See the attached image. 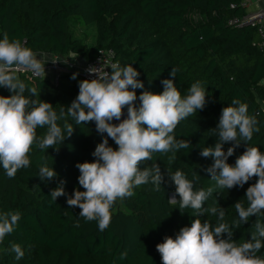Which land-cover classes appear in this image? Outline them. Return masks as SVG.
<instances>
[{
  "label": "trees",
  "instance_id": "16d2710c",
  "mask_svg": "<svg viewBox=\"0 0 264 264\" xmlns=\"http://www.w3.org/2000/svg\"><path fill=\"white\" fill-rule=\"evenodd\" d=\"M241 0H0V39L7 33L18 38L36 54L67 57L74 55L85 62L91 61L97 51L113 49L114 62L132 65L137 79L144 84L136 89L137 97L147 90L160 94L162 80L171 79L184 97L192 84L200 82L206 93V106L182 120L174 130L177 141H188V148L167 153H153V162L161 168L164 181L155 191L148 183L135 187L133 195L118 199L111 209L108 228L100 231L96 221L79 216L80 209L70 208L66 196L53 201L50 191L66 181L64 190L71 195L74 189L83 191L78 184V163L94 162L92 156L103 137L97 133L94 121L77 125L67 115L79 93L83 80L78 72L63 74L57 83L50 80H30L19 77L28 89L35 87L37 94L30 99L51 103L59 115L64 108L65 117L58 120L64 130L65 121L74 129L63 143L41 151L34 144L29 153L30 165L9 178L0 165V214L8 211L20 213L14 231L0 242V264H162L156 249L165 237H172L180 229L191 226L200 218L212 222L217 217L208 212L197 216L191 208L180 209L179 202H171L175 185L169 174L183 171L194 184V190L213 188L212 195L203 204L204 209L221 207L225 222L239 219L234 205L248 202L246 190L256 182L252 178L243 188L221 189L211 179L208 169L214 160L200 155L203 148L218 142L215 131L222 109L235 106L233 100L248 105V114L256 115L260 131L253 134L247 145L241 142L228 163L235 164L247 146L258 147L264 153V53L258 50V36L252 26H228L229 19H241L246 9ZM234 5V8H230ZM197 12L208 19L190 22L188 15ZM176 70V76L170 74ZM75 74L76 78L72 79ZM131 90V89H130ZM12 93L0 87V96ZM137 107L139 99L135 102ZM124 111H127L125 108ZM47 132V126L37 127V140ZM106 133L104 136L106 137ZM109 146L116 149L109 138ZM226 143L223 150L232 147ZM57 173L53 180L41 182L39 165L44 161ZM197 176L194 178L193 174ZM264 211V210H262ZM264 223V215L251 216L247 223L233 228L232 239L237 243L251 240L256 220ZM78 225V226H77ZM227 239V234H223ZM22 246L25 253L15 259L11 244ZM264 243V241H262ZM127 256L121 259V253ZM264 257V247L257 253Z\"/></svg>",
  "mask_w": 264,
  "mask_h": 264
},
{
  "label": "clouds",
  "instance_id": "9594fccd",
  "mask_svg": "<svg viewBox=\"0 0 264 264\" xmlns=\"http://www.w3.org/2000/svg\"><path fill=\"white\" fill-rule=\"evenodd\" d=\"M110 68V73L89 69V74L97 78L81 81L78 96L67 108V115L77 125L94 121L97 133L103 137L92 153L95 161L76 165L80 172L78 184L84 190L77 188L68 195L64 190L66 181L62 180L49 194L53 201L66 196L67 205L78 207L81 210L79 216L86 221H96L100 231L110 225L111 209L116 201L131 197L135 187L150 182L155 191L162 189L164 176L160 166L155 162L150 167L141 168L140 165L152 160L153 153L188 148L190 142L177 141L174 130L186 117L197 110L202 111L207 103L200 82L192 84L188 94L182 97L171 79L161 81L162 93L145 90L137 97L135 90L144 88L143 82L137 79L139 72L132 65L121 66L118 62ZM18 71L45 75V63L20 39H10L5 32L0 39V87L7 88L12 94L0 96V165L9 178H14L19 169L30 165L29 153L34 144H38L41 151L53 148L58 152L55 145L65 140L64 130L67 137L74 131L67 121L64 130L57 123L65 117L64 108L58 115L51 103L25 96L26 91L35 96L37 89H28L17 75ZM170 75L175 77L176 70L173 69ZM75 78L74 74L72 79ZM137 99L140 101L138 107ZM232 104L235 106L222 109L215 129L218 142L214 147L203 148L200 155L213 158L214 163L205 171L221 189L243 188L252 178H257L246 190L248 207L245 208L241 201L236 202L234 208L239 219L229 224L225 222L223 208H203L213 188L194 190L193 182L179 169L169 174L180 198L177 201L174 195L171 202H179L180 209L195 210L198 217L208 212L217 219L213 226L208 220L202 223L200 218H196L190 227L181 228L175 238L165 237L156 246L162 264H264V257L257 255L264 247V223L258 219L255 221L251 240L237 244L232 239L233 228L247 223L251 216L264 215V153L258 147L247 146L234 165L228 163L235 148L241 142L247 145L253 134L260 131L258 121L256 115L248 114L246 103L233 100ZM125 108L127 118L122 119ZM113 120L120 122L114 124ZM38 126H47V132L39 140L36 135ZM109 138L118 146L116 149L109 146ZM226 143H233L227 153L223 150ZM40 160L44 161L39 165L40 181L55 179L57 173L48 166L46 158L40 157ZM193 176L195 178L197 174ZM19 219L17 211L0 214V242L14 231ZM223 234H227V239L222 238ZM11 251L15 253L16 260L25 255L17 243L11 244ZM126 256L125 251L120 258Z\"/></svg>",
  "mask_w": 264,
  "mask_h": 264
},
{
  "label": "built area",
  "instance_id": "2783aa9c",
  "mask_svg": "<svg viewBox=\"0 0 264 264\" xmlns=\"http://www.w3.org/2000/svg\"><path fill=\"white\" fill-rule=\"evenodd\" d=\"M241 7L246 9L245 17L241 19H229L226 24L228 26H252L256 29L258 36V50L264 53V10L257 11L255 13H247L248 2L241 0ZM230 8H234V5H231ZM115 52L113 49L104 48L97 51L95 57L86 62L82 67L78 66L77 62H69L68 58L61 56H51L49 60H44L45 63V75L41 74L39 76L32 74L28 71H18L17 75L19 77H24L30 80H50L52 83H57L61 75L78 72L79 75L86 79L92 80L96 79V75L89 74V69L96 68L100 69L102 72H111V65L114 64ZM3 88V87H1Z\"/></svg>",
  "mask_w": 264,
  "mask_h": 264
},
{
  "label": "crops",
  "instance_id": "0c3cea01",
  "mask_svg": "<svg viewBox=\"0 0 264 264\" xmlns=\"http://www.w3.org/2000/svg\"><path fill=\"white\" fill-rule=\"evenodd\" d=\"M248 2V7H247V13H255L257 11H262L264 10V0H245ZM37 58L38 59H42V61L44 60H49L51 58L50 55L47 54H37ZM64 58H68L67 61L69 62H77L79 67H82L86 62L83 61L80 58H77L74 55H68L67 57Z\"/></svg>",
  "mask_w": 264,
  "mask_h": 264
},
{
  "label": "rangeland",
  "instance_id": "374dc122",
  "mask_svg": "<svg viewBox=\"0 0 264 264\" xmlns=\"http://www.w3.org/2000/svg\"><path fill=\"white\" fill-rule=\"evenodd\" d=\"M208 18L204 17L203 15L197 13V12H192L190 15H188V20L190 22H205ZM172 198V196H171Z\"/></svg>",
  "mask_w": 264,
  "mask_h": 264
},
{
  "label": "water",
  "instance_id": "95a60500",
  "mask_svg": "<svg viewBox=\"0 0 264 264\" xmlns=\"http://www.w3.org/2000/svg\"><path fill=\"white\" fill-rule=\"evenodd\" d=\"M123 118H127V111H124V116L122 117ZM120 121H116V120H113L112 123L114 124H118ZM173 197V196H172Z\"/></svg>",
  "mask_w": 264,
  "mask_h": 264
}]
</instances>
